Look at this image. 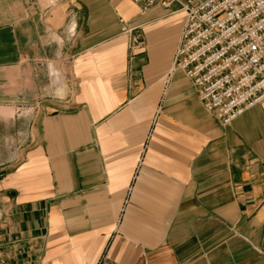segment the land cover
Returning <instances> with one entry per match:
<instances>
[{
	"label": "crops",
	"instance_id": "crops-1",
	"mask_svg": "<svg viewBox=\"0 0 264 264\" xmlns=\"http://www.w3.org/2000/svg\"><path fill=\"white\" fill-rule=\"evenodd\" d=\"M32 1L0 0V264H264V100L205 110L177 4Z\"/></svg>",
	"mask_w": 264,
	"mask_h": 264
},
{
	"label": "built area",
	"instance_id": "built-area-1",
	"mask_svg": "<svg viewBox=\"0 0 264 264\" xmlns=\"http://www.w3.org/2000/svg\"><path fill=\"white\" fill-rule=\"evenodd\" d=\"M130 1L143 12L177 4L185 20L173 67L222 125L264 100V0Z\"/></svg>",
	"mask_w": 264,
	"mask_h": 264
},
{
	"label": "rangeland",
	"instance_id": "rangeland-1",
	"mask_svg": "<svg viewBox=\"0 0 264 264\" xmlns=\"http://www.w3.org/2000/svg\"><path fill=\"white\" fill-rule=\"evenodd\" d=\"M42 1H44V3H45L46 6H49V5L52 4V1H51V0H42ZM32 2H35V0H33ZM176 7H177V5H174V6H173V8H176ZM65 71H66V70L63 68V69H62L63 76H64V75H68V74H66ZM64 73H65V74H64ZM62 82L65 83L66 81L63 79Z\"/></svg>",
	"mask_w": 264,
	"mask_h": 264
}]
</instances>
